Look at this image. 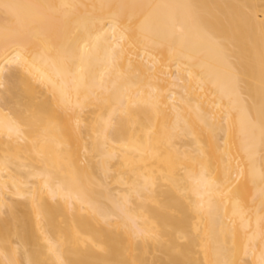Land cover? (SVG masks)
I'll list each match as a JSON object with an SVG mask.
<instances>
[{"label": "bare ground", "instance_id": "1", "mask_svg": "<svg viewBox=\"0 0 264 264\" xmlns=\"http://www.w3.org/2000/svg\"><path fill=\"white\" fill-rule=\"evenodd\" d=\"M0 264H264V0H0Z\"/></svg>", "mask_w": 264, "mask_h": 264}]
</instances>
